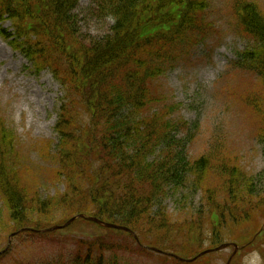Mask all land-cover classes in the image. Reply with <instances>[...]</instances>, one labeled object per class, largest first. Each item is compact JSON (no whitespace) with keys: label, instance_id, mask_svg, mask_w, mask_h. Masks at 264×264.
Returning <instances> with one entry per match:
<instances>
[{"label":"trees","instance_id":"16d2710c","mask_svg":"<svg viewBox=\"0 0 264 264\" xmlns=\"http://www.w3.org/2000/svg\"><path fill=\"white\" fill-rule=\"evenodd\" d=\"M92 1L113 24L105 36L85 42L71 21L79 0H0V37L35 75L48 70L62 88L50 172L65 190L46 201L20 186L14 163L6 161L15 155L14 137L0 122V196L8 213V227L0 221V228L47 236L52 233L41 231L83 214L128 228L137 240L87 221L96 232L131 239L127 250L155 248L173 264H193L210 255L198 257L202 252L224 244L232 248L230 264H240L247 252L264 255V174L248 173L217 148L188 158L194 135L177 136L189 127L195 131V124L171 121L169 109H151L150 84L170 66L167 54L175 43L200 29L203 1ZM235 12L242 34L255 42L237 63L264 76V16L250 2L237 4ZM5 20L10 30L3 29ZM261 115L258 138L264 150V111ZM179 190L199 195V202L183 205L174 217L165 200ZM83 240L76 242L72 260L45 264H121L115 253L107 256L114 250L110 240L101 235Z\"/></svg>","mask_w":264,"mask_h":264},{"label":"rangeland","instance_id":"374dc122","mask_svg":"<svg viewBox=\"0 0 264 264\" xmlns=\"http://www.w3.org/2000/svg\"><path fill=\"white\" fill-rule=\"evenodd\" d=\"M201 1L205 8L199 15L200 29L186 34L171 51L166 50L170 66L150 84L151 95L155 97L151 109H169L171 121L183 119L195 124V131L189 127L177 136L194 135L187 146L188 158L196 159L217 148L218 154L237 158L248 173L264 174V150L258 138L264 111V76L250 65L237 63L238 56L250 51L255 42L242 34L235 12L237 4L250 2L264 16V0ZM71 21L78 37L85 42L105 36L113 24L110 17L100 14L92 0H79L71 12ZM2 27L10 30L11 24L5 20ZM62 97V88L50 71L35 75L30 63L0 37V122L12 132L15 144L14 157L6 161L14 163L20 186L46 201L58 199L57 195L65 191L50 172L56 164L54 152L58 140L54 126ZM85 121L81 117L80 122ZM184 195L182 190L173 191L165 200L174 217L183 205L192 208L199 202V195L183 198ZM59 212L53 210L55 220L61 218ZM7 219V208L0 196V221L6 227ZM90 226L86 220L76 219L51 235L12 237L0 264H45L60 258L70 261L76 242L91 235H101L109 244L111 241L114 250L107 256L115 253L121 264H173L150 250L141 252L136 247L127 250L131 239L99 229L97 234ZM10 234L0 228V250L7 246ZM231 252L229 246L208 253L209 256L193 264H226ZM240 264H264V255L247 252Z\"/></svg>","mask_w":264,"mask_h":264},{"label":"water","instance_id":"95a60500","mask_svg":"<svg viewBox=\"0 0 264 264\" xmlns=\"http://www.w3.org/2000/svg\"><path fill=\"white\" fill-rule=\"evenodd\" d=\"M77 218H85L86 220H89V221L95 222L96 224L101 225V226H104V227H106V228H112V229H117V230L128 231V229L125 228V227H120V226H116V225H113V224L105 223V222H102V221H100V220H98V219H96V218H93V217H87V216H85V215H78V216H75V217L71 218V219H70L67 223H65L64 225H62V226H54V227L49 228V229H47V230H45V231L50 232V231H53V230H57V229L65 228L66 226H68L70 223H72V222H73L75 219H77ZM11 237H12V235H10L9 240H10ZM8 243H9V242H8ZM229 246H230V245H228V244L221 245L220 247H218V248H216V249H213V250H207V251H205V252H202L201 254L198 255V257H200V256H202V255H204V254H207V253L213 252V251H218V250L225 249V248H227V247H229ZM234 247H235V251H234V252H236L237 248H236V246H234ZM180 260H181V259H180ZM193 260H194V259H193ZM193 260H183V261L191 262V261H193ZM229 262H230V260L228 261L227 264H229Z\"/></svg>","mask_w":264,"mask_h":264}]
</instances>
